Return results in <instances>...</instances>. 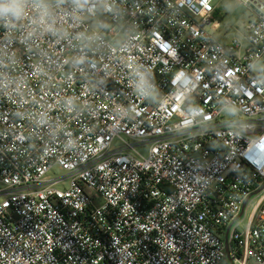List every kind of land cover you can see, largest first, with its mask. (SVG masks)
Here are the masks:
<instances>
[{
	"label": "built area",
	"instance_id": "1",
	"mask_svg": "<svg viewBox=\"0 0 264 264\" xmlns=\"http://www.w3.org/2000/svg\"><path fill=\"white\" fill-rule=\"evenodd\" d=\"M215 1L0 17V264H264V1Z\"/></svg>",
	"mask_w": 264,
	"mask_h": 264
},
{
	"label": "rangeland",
	"instance_id": "2",
	"mask_svg": "<svg viewBox=\"0 0 264 264\" xmlns=\"http://www.w3.org/2000/svg\"><path fill=\"white\" fill-rule=\"evenodd\" d=\"M264 1V0H263ZM216 19L220 21L221 28L214 32V35L221 39L224 43H229L234 39H238L246 45L244 38L245 35V25L249 18L251 17V12L245 6L240 4L237 0H216ZM119 145V142H115V146ZM141 153L146 154L147 150L145 148L140 149ZM65 173L61 171L57 166L54 167L50 175L57 177L64 175ZM251 212V207L246 212L245 218L243 219L244 224ZM220 264H231L228 257H226ZM253 264V263H251Z\"/></svg>",
	"mask_w": 264,
	"mask_h": 264
},
{
	"label": "clouds",
	"instance_id": "3",
	"mask_svg": "<svg viewBox=\"0 0 264 264\" xmlns=\"http://www.w3.org/2000/svg\"><path fill=\"white\" fill-rule=\"evenodd\" d=\"M25 0H0V17L11 15L19 18L23 15Z\"/></svg>",
	"mask_w": 264,
	"mask_h": 264
},
{
	"label": "crops",
	"instance_id": "4",
	"mask_svg": "<svg viewBox=\"0 0 264 264\" xmlns=\"http://www.w3.org/2000/svg\"><path fill=\"white\" fill-rule=\"evenodd\" d=\"M216 14H217V12H215V17H216ZM231 262V261H230Z\"/></svg>",
	"mask_w": 264,
	"mask_h": 264
},
{
	"label": "water",
	"instance_id": "5",
	"mask_svg": "<svg viewBox=\"0 0 264 264\" xmlns=\"http://www.w3.org/2000/svg\"><path fill=\"white\" fill-rule=\"evenodd\" d=\"M242 213H243V211H242ZM242 213H241V214H242ZM226 247H227V243H226Z\"/></svg>",
	"mask_w": 264,
	"mask_h": 264
}]
</instances>
